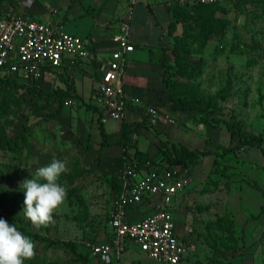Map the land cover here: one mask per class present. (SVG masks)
Here are the masks:
<instances>
[{
	"label": "rangeland",
	"instance_id": "rangeland-1",
	"mask_svg": "<svg viewBox=\"0 0 264 264\" xmlns=\"http://www.w3.org/2000/svg\"><path fill=\"white\" fill-rule=\"evenodd\" d=\"M178 19L169 95L196 102L199 108L191 112L194 120L178 123L180 136H175L180 138L161 141L158 153L150 157L160 161L163 145L225 154L190 165L193 185L174 210L178 232L184 235L192 230L200 264H264V153L258 148L246 153L226 125L236 122L251 134L264 135V0H241L221 8H181ZM76 74L70 71L72 95H77ZM48 80L46 91L67 90L58 78ZM86 83L87 97L82 99L97 108L94 94L88 97L91 83ZM100 115L79 99H68L60 111V96L41 98L0 85V218L25 235L23 229L73 243L78 252L31 237L36 256L25 264H97L88 245L107 240L122 188L119 172L105 174L115 168H107L101 159L100 125L105 123ZM216 120L223 122L213 126ZM25 129L28 144L20 141L14 151L2 146V141L17 138ZM53 160L66 164L59 183L67 188V196L53 213V222L36 227L23 215L20 184Z\"/></svg>",
	"mask_w": 264,
	"mask_h": 264
},
{
	"label": "built area",
	"instance_id": "built-area-1",
	"mask_svg": "<svg viewBox=\"0 0 264 264\" xmlns=\"http://www.w3.org/2000/svg\"><path fill=\"white\" fill-rule=\"evenodd\" d=\"M136 2L135 0H133ZM181 6L235 5L240 0H177ZM35 0H18L8 5L0 16V80L21 83L28 89L43 87L52 71L75 70L90 57L88 41L68 34L61 27L29 17ZM132 4L114 27V51L105 72L97 82L94 98L102 109L104 121H123L129 109L144 114L152 127L162 122L175 124L157 106L130 97L124 79L129 71L133 44ZM122 188L109 221L108 241L89 243L92 257L99 264H129L124 261L129 243L135 244L149 259L159 264H200L196 246L177 235L175 200L193 184L191 170L161 168L154 163L139 167L127 160L121 177ZM148 205L152 213L131 221L130 210ZM191 233V231L189 232Z\"/></svg>",
	"mask_w": 264,
	"mask_h": 264
},
{
	"label": "crops",
	"instance_id": "crops-1",
	"mask_svg": "<svg viewBox=\"0 0 264 264\" xmlns=\"http://www.w3.org/2000/svg\"><path fill=\"white\" fill-rule=\"evenodd\" d=\"M135 1L35 0V5L28 14L33 19L49 22L54 26L61 27L68 34L88 41L90 57L75 69L77 72L75 75L77 95L83 98L87 97L85 95L86 81L91 83V92L88 97L94 94L97 82L103 76L107 63L114 51L112 37L117 33L114 27L129 7L134 4L131 38L136 50L130 56L131 65L124 79L126 92L130 97L137 98L145 104L159 107L164 114L174 120L175 124H168L170 122L167 121L162 122L156 127V132L155 129L147 127L148 124L145 126L144 123L148 122L145 120L143 112L134 108L127 111L126 118L123 121L112 119L104 121L110 145L102 147L101 159L106 162L107 168H115L111 173L104 172L105 174L119 172L122 175L125 170L124 149L120 144L123 140V127L125 124L133 130L138 128L132 135L135 143L143 153L153 156L158 153L157 145L161 141L168 140V138H175L176 140L180 138L177 139L175 136H180L177 131L178 123H188V121L194 120L191 112L172 110L169 89L163 82L165 67L172 65L174 60L172 42L175 28L179 21L177 12L179 4L177 0ZM17 2L18 0H1L0 16L5 7L17 5ZM82 70L83 72H81ZM78 74L83 75V79H79ZM50 77L51 79L58 78L62 82L57 72H51L47 75L43 87ZM11 83L19 87L22 86L21 83L16 81H12ZM97 109L103 118L102 109L99 106H97ZM90 112L98 113L95 111ZM109 120L112 121L110 122ZM116 123H119V125H116ZM173 127L175 130L171 132ZM152 147L155 150L153 153H151ZM131 152H133V149ZM112 160L118 161L119 164L114 166ZM183 195L181 194L175 200V206L180 204L179 200ZM151 213L150 207L143 205L138 208H132L129 218L131 221H138ZM190 231L191 233H189ZM110 234L111 229L109 226L107 240L97 244L108 241ZM177 235L183 240H192L191 229L187 230L184 235H181L177 229ZM196 260L199 262L198 250ZM122 261L129 264H159L146 257L133 243L128 244ZM95 262L99 264L97 261Z\"/></svg>",
	"mask_w": 264,
	"mask_h": 264
},
{
	"label": "trees",
	"instance_id": "trees-1",
	"mask_svg": "<svg viewBox=\"0 0 264 264\" xmlns=\"http://www.w3.org/2000/svg\"><path fill=\"white\" fill-rule=\"evenodd\" d=\"M241 1V0H240ZM1 2V1H0ZM12 3H14L13 1H11ZM230 5V4H229ZM226 5H210V6H206V5H196V7H201V8H221L224 7ZM189 7H194V6H181L179 5L177 8V12L181 9V8H186L188 9ZM173 66L172 65H168L165 67V73L163 76V82L166 84V86L168 87V89L170 90L172 87V78H173ZM52 72H57L59 74V78L62 80L63 83H65L67 85V90H57V91H52V92H48L45 89H43V87L41 88H33V89H28L25 86H17L16 84L11 83L12 81L9 80H0V85L3 86H9V87H14V88H22L25 90H28L29 92H33L36 96L44 98V97H52L53 95L56 96H60V111H62V108L64 107L65 103L67 102L68 99L70 98H75V99H79L83 102L84 106H87V109L89 111H95L98 112L97 108H93L89 105H87L82 97H80L79 95H72L71 90L74 88V80L72 77H70V71L68 70H57V71H52ZM171 108L173 111H178V112H193L196 113V111L198 110V104L196 102H191V101H187V100H183L180 98H177L175 95L171 96ZM223 122L222 120H216L214 121V125L213 126H219V124ZM228 131L231 133L232 137L235 139L236 137L239 139V146H242L243 149H251V148H258L260 149L263 153H264V135H254L251 134L249 132H247L246 130H244L242 128V126L239 123H228L226 122ZM100 129H101V133L103 136V145L104 146H108L110 145L109 140H108V134L107 131L104 127V124L100 125ZM138 129V128H137ZM131 129L130 126L128 125H124L123 127V140L120 143L124 149V157H125V162H127V160L130 159H134L138 165H140L139 167H143L145 165H147V163H154L157 166L161 167V168H181V169H187L190 167V165L193 162H196L202 158H205L207 156H216V158L218 159L219 157H223L225 156V154L223 156H220L218 152H214V151H200V150H191L190 148L186 147V146H181V147H176L174 146L173 149L168 148L167 145H163L160 148L161 153L163 154V157L160 161H154L151 159L150 155L147 153H143L139 148L138 145L135 143L132 135L134 132L137 131ZM28 129H25V131H23L17 138L13 139V140H8L6 139L5 141H2V146L14 151L16 150V144H18V142L23 141L25 144L29 143L28 140ZM133 149V152H131V150ZM230 152V150H225V153ZM215 161V164H218V161ZM121 177L120 176V182L122 185V181H121ZM255 188H259L257 185H254ZM9 224H12L11 222L7 221ZM23 231L30 237L37 239V240H41V241H45L47 243H49L50 245H54V246H63V247H67L69 248L72 252H74L75 254H78L77 252V246L73 243L70 242H61V241H53L50 239H47L45 237H42L40 235L34 234V233H30L27 232L25 229H23ZM186 241L188 242H192L189 239H186ZM91 256V255H90ZM85 261H88V257H84Z\"/></svg>",
	"mask_w": 264,
	"mask_h": 264
},
{
	"label": "clouds",
	"instance_id": "clouds-1",
	"mask_svg": "<svg viewBox=\"0 0 264 264\" xmlns=\"http://www.w3.org/2000/svg\"><path fill=\"white\" fill-rule=\"evenodd\" d=\"M66 171V164L53 160L36 170L35 177L25 179L20 188L24 190L23 215L36 227H46L53 222V213L65 201L67 188L59 183ZM43 181V182H41ZM36 256V243L0 218V264H25Z\"/></svg>",
	"mask_w": 264,
	"mask_h": 264
},
{
	"label": "water",
	"instance_id": "water-1",
	"mask_svg": "<svg viewBox=\"0 0 264 264\" xmlns=\"http://www.w3.org/2000/svg\"><path fill=\"white\" fill-rule=\"evenodd\" d=\"M246 153L248 152V149H246V151H245Z\"/></svg>",
	"mask_w": 264,
	"mask_h": 264
}]
</instances>
